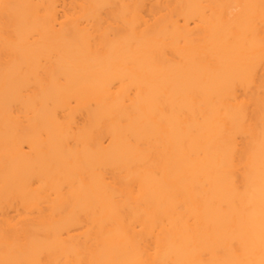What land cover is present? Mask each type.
I'll use <instances>...</instances> for the list:
<instances>
[{
    "label": "bare ground",
    "instance_id": "bare-ground-1",
    "mask_svg": "<svg viewBox=\"0 0 264 264\" xmlns=\"http://www.w3.org/2000/svg\"><path fill=\"white\" fill-rule=\"evenodd\" d=\"M0 264H264V0H0Z\"/></svg>",
    "mask_w": 264,
    "mask_h": 264
}]
</instances>
